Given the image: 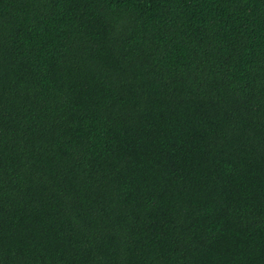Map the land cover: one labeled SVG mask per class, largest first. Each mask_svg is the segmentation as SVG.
<instances>
[{"label": "trees", "instance_id": "trees-1", "mask_svg": "<svg viewBox=\"0 0 264 264\" xmlns=\"http://www.w3.org/2000/svg\"><path fill=\"white\" fill-rule=\"evenodd\" d=\"M0 264H264V0H0Z\"/></svg>", "mask_w": 264, "mask_h": 264}]
</instances>
